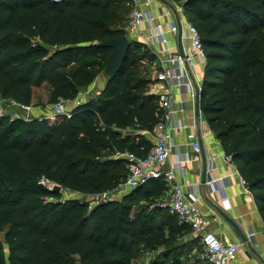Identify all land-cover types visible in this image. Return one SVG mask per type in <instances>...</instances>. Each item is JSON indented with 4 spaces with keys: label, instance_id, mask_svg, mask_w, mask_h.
I'll return each instance as SVG.
<instances>
[{
    "label": "trees",
    "instance_id": "1",
    "mask_svg": "<svg viewBox=\"0 0 264 264\" xmlns=\"http://www.w3.org/2000/svg\"><path fill=\"white\" fill-rule=\"evenodd\" d=\"M172 1L203 46L200 111L264 216V0ZM123 2L0 0V98L29 106L45 85L49 104L75 100L103 73L111 50L98 43L126 34L115 21ZM130 42L120 70L69 117L0 118V264H161L137 261L159 246L177 264V236L190 228L157 205L162 177L99 199L123 182L122 154L146 155L162 114L151 79L135 72L154 56Z\"/></svg>",
    "mask_w": 264,
    "mask_h": 264
},
{
    "label": "built area",
    "instance_id": "2",
    "mask_svg": "<svg viewBox=\"0 0 264 264\" xmlns=\"http://www.w3.org/2000/svg\"><path fill=\"white\" fill-rule=\"evenodd\" d=\"M60 2L62 0H50ZM132 10L128 19V30L139 31L140 27L147 24L149 33L140 32V43L152 53L155 59L154 77L149 84V92L156 96L157 103L162 114L159 122L155 125L151 138L153 144L145 156H137L132 153L122 154L126 161V176L120 185L113 191H117L119 196L124 192L141 185L149 178L162 177L168 185L166 199L158 206H166L170 213L174 214L179 223H183L190 228L192 234L198 238L201 246V257L209 264H231L239 249L240 242H222L214 233L209 230V218L203 214L196 205V197L189 198L185 195L182 185L176 182L175 172L184 175L186 164L199 157L200 146L194 134L189 133L186 138L190 141L192 152H181L176 144L174 133L186 131L196 125L194 108L186 107L185 94H191L194 98V87L198 83L191 79V73L196 67L203 66L205 54L201 44L197 28L186 21L181 29V40L183 56L179 52L172 51L165 30L159 23H154V18L149 10H144V6H149L153 0H129ZM181 7V6H180ZM168 30L178 32V24L175 20H168ZM178 94H177V93ZM83 99L78 97L75 104ZM64 99H58L51 105L52 116L63 115L69 117L70 110L65 108ZM23 109L29 106L21 105ZM4 105L0 99V118L5 116ZM28 119L27 117H22ZM188 120V121H187ZM175 154V160L170 163V155ZM223 160L228 164H233L230 154H224ZM214 180H210L212 184ZM39 183L52 187L50 183L41 179ZM243 192L251 195L245 180L240 177ZM105 194L99 199H106ZM109 199V198H107ZM253 238L251 232L248 236Z\"/></svg>",
    "mask_w": 264,
    "mask_h": 264
},
{
    "label": "crops",
    "instance_id": "3",
    "mask_svg": "<svg viewBox=\"0 0 264 264\" xmlns=\"http://www.w3.org/2000/svg\"><path fill=\"white\" fill-rule=\"evenodd\" d=\"M167 2L168 4L162 0H153L149 6H144L143 9L151 12L154 23L162 25L171 50L178 51L177 33L168 30V20L173 19L176 22L179 21L181 26L184 27L187 19L180 4L174 3L172 0H167ZM127 3L130 4V1L128 0ZM127 24L124 26L126 31L125 35L130 41L140 42L141 38L139 33H149V26L147 24L135 32L129 31ZM181 43L183 45L184 42L181 40ZM202 72L203 66H199L191 73V79L199 85ZM104 82V73H99L91 84L84 88L86 90L85 93L88 91L97 92L103 87ZM186 95L184 96L186 99V107L194 108V98L191 94L186 98ZM36 116H50V114L41 113L34 117ZM189 133L194 134L199 143V157L192 159L186 164L184 175L175 172L176 182L182 185L183 192L187 197H196L198 209L209 218V230L212 233L225 243L231 241L240 242L239 249L231 264H264V216L260 210L259 202L255 200L252 193L251 195H247L243 192V187L240 183L241 175L235 165L228 164L223 160V155L226 153L225 149L221 141L209 128L201 111L199 117L196 118V125L194 127L173 134L175 142L179 145L181 152H192L190 141L186 138V135ZM201 153L206 160L207 177L205 182H201ZM175 158V154L172 153L169 162L172 163ZM211 179L214 180L212 184L209 183ZM218 211H222L232 219L237 227L245 234L248 239L247 243L239 239L231 225ZM162 228L167 235L168 227L162 225ZM251 232L253 233V238L248 237ZM176 243L178 251L177 264H209L202 259L201 246L198 238L191 231L178 235ZM163 251V246L145 251L150 254L145 263L156 257L161 264H172L171 260L168 258L164 260V256H160V253ZM140 254H144V251Z\"/></svg>",
    "mask_w": 264,
    "mask_h": 264
},
{
    "label": "rangeland",
    "instance_id": "4",
    "mask_svg": "<svg viewBox=\"0 0 264 264\" xmlns=\"http://www.w3.org/2000/svg\"><path fill=\"white\" fill-rule=\"evenodd\" d=\"M131 10H132L131 5L126 3V2H123L117 8V15H116L115 21H118V22L122 23V25L125 26L127 24ZM155 67H156L155 59H152V60L145 59V60H143V62H139L136 64L135 72H136V75H138L139 77H147V78L152 79L154 77ZM150 88H151V86L149 85V89ZM85 92H86L85 89L80 92L79 97L83 100L86 99L87 97H90L93 94H95L96 91H88L87 93H85ZM189 96L190 95L187 94L186 98H188ZM1 100H2L3 105H4V112L6 115H9V116H20V117L30 118V117L35 116V115H40L41 113H47V114H50V116H52L51 115L52 114L51 104L48 103V91H47L45 85L33 88L32 103L29 105L28 110L23 109L21 107V105L15 103L13 101L6 100L4 98H2ZM74 104H75V100L67 101L65 103V108L70 109V108H72V106ZM201 122H202V117H201ZM100 155L104 156V155H106V152H102V153H100ZM60 193H61L62 197H79V198H82L81 195L72 193V192L67 191V190L61 189ZM105 197L109 198V199H113V198L119 197V194L115 190V191H111V192L106 193ZM88 199H91V197H88ZM149 256H150L149 253L144 252V254H140L138 256L137 261L139 263H145ZM76 264H81V263L77 262Z\"/></svg>",
    "mask_w": 264,
    "mask_h": 264
},
{
    "label": "water",
    "instance_id": "5",
    "mask_svg": "<svg viewBox=\"0 0 264 264\" xmlns=\"http://www.w3.org/2000/svg\"><path fill=\"white\" fill-rule=\"evenodd\" d=\"M164 3L168 4L167 0H162ZM178 32H177V42H178V52L181 56H183V48L181 43V29L182 26L178 21ZM130 40L127 38L126 35L113 37L107 41L99 42L98 45L103 47L110 48V53L107 57L105 67L103 69V73L107 79H111L115 74L120 70L126 55L127 51L130 47ZM199 96H200V86L195 85L194 87V113L196 118L200 115V108H199ZM202 157V171H201V182H205L207 177V169H206V160L204 155L201 153ZM51 189L54 192H60L59 185H53ZM219 214L231 225L233 230L235 231L236 235L239 239L247 243L248 239L246 238L245 234L237 227V225L229 218L225 213L222 211H218Z\"/></svg>",
    "mask_w": 264,
    "mask_h": 264
}]
</instances>
